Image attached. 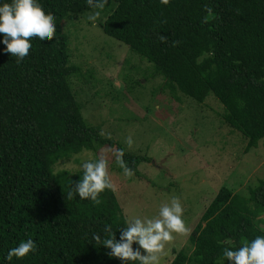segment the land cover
I'll return each instance as SVG.
<instances>
[{
  "label": "trees",
  "instance_id": "16d2710c",
  "mask_svg": "<svg viewBox=\"0 0 264 264\" xmlns=\"http://www.w3.org/2000/svg\"><path fill=\"white\" fill-rule=\"evenodd\" d=\"M40 3L55 16L53 40L32 38L19 65L0 53V261L31 237L36 252L11 264H120L91 240L104 225L115 232L122 224L115 192L106 189L98 205L69 200L80 169L70 174L54 166L105 144L123 149L132 171L151 157L104 137L76 99L71 77L82 69L70 62L63 21L95 9L86 0ZM100 11L103 32L152 63L167 87L197 102L213 94L224 122L247 139L245 152L264 139V0H107ZM247 190L222 186L189 236L191 250L181 249L169 264H217L224 247L264 234V180Z\"/></svg>",
  "mask_w": 264,
  "mask_h": 264
},
{
  "label": "rangeland",
  "instance_id": "374dc122",
  "mask_svg": "<svg viewBox=\"0 0 264 264\" xmlns=\"http://www.w3.org/2000/svg\"><path fill=\"white\" fill-rule=\"evenodd\" d=\"M90 12L63 21L70 62L82 69L71 85L83 117L104 137L128 152L148 155L151 162L124 177L115 164L116 147L105 144L58 160L54 169L71 174L79 170L81 158L105 155L116 197L129 215L154 214L160 202L179 196L188 231L166 242L161 264H169L181 249L191 250L189 236L222 186L245 194L264 180V139L245 152L247 139L224 122L225 108L213 94L197 102L173 91L161 75L154 76L152 63L103 32L98 21L104 14L92 26ZM128 135L131 148L124 144Z\"/></svg>",
  "mask_w": 264,
  "mask_h": 264
},
{
  "label": "clouds",
  "instance_id": "9594fccd",
  "mask_svg": "<svg viewBox=\"0 0 264 264\" xmlns=\"http://www.w3.org/2000/svg\"><path fill=\"white\" fill-rule=\"evenodd\" d=\"M107 0H86L89 8L95 9L87 16V21L95 26L101 16V9ZM167 4L168 0H160ZM56 32L55 16L46 12L40 0H0V53H6L19 65L29 56L32 38L41 43L52 41ZM161 40L166 39L161 36ZM133 138L128 135L124 144L131 148ZM115 164L124 177L132 176L123 159L124 150L117 148L113 152ZM79 179L67 192V199L73 196L88 200L94 205L101 203L100 194L106 189L116 192V186L108 173V161L105 155L81 158ZM183 206L177 195H170L159 203L154 214L129 215L122 213V224L115 232L110 224L104 225L103 235L91 233V240L106 249L109 257L117 258L120 264H161L166 242L174 239V234L188 231L183 219ZM118 232V235H117ZM37 243L31 237L20 239L13 247L7 248L0 264H11L35 253ZM264 264V234L251 239L244 238L236 247H224L220 264Z\"/></svg>",
  "mask_w": 264,
  "mask_h": 264
}]
</instances>
